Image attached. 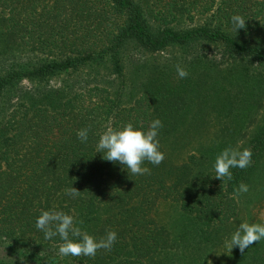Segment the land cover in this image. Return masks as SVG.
<instances>
[{"label":"trees","instance_id":"obj_1","mask_svg":"<svg viewBox=\"0 0 264 264\" xmlns=\"http://www.w3.org/2000/svg\"><path fill=\"white\" fill-rule=\"evenodd\" d=\"M102 1L94 8L86 3L84 20H78L82 26L77 24L80 32L75 31L72 36L67 32L69 24L58 17L61 10L74 7L76 0H0L1 32L8 36L7 40L13 32L19 33L17 27L29 30L21 36L27 42L34 40L32 29H45L39 40L43 51L46 48L50 53L57 46V52L64 55L62 60L54 59L27 74L14 71L0 78V100L9 102L13 92L19 100L17 111L0 127V245L8 246L15 253L10 258L13 264H26L16 252L26 250L29 245L37 246L46 240L53 245L62 243L58 234L45 239L44 232L36 228L39 215L53 210L74 214L77 226L97 239L110 230L117 233L111 251L101 249L95 257L66 256L63 260L78 264H142L143 259L160 252L165 245L163 230L149 217V208L152 209L157 200L178 202L182 211L204 222H225L234 213L231 206L234 190L245 182L264 150L263 126L244 147L252 150L251 165L245 169H230L233 178L218 179V184L209 175L197 179L190 177L192 156L180 166H169L165 159L159 165L145 162L143 166L150 169L149 173L131 175L125 166L107 161L103 153L97 152L95 121L86 117L91 110L81 101L80 95L73 92L65 96L62 89L52 92L35 87L15 88L22 79L44 83L58 71L97 59H106L119 73V48L127 41L150 52L194 40L223 41L234 55L247 54L257 62H264V50L238 43L224 32L232 18L231 1L237 4L238 10L243 0L205 2L203 11L214 13L211 27L203 25L182 33L163 28L156 34L148 32L140 3L135 0ZM225 2L229 5L227 17L221 16ZM199 8L195 0H168L171 17L168 22L162 21L166 24L164 27L178 17L190 18ZM263 9L261 5L259 13ZM94 29L97 32L91 37L89 33H94ZM89 38L93 43L102 41L103 46L93 48L96 52L90 47L73 46L89 42ZM99 89L94 86L83 92L87 95L104 93L105 103L95 110V120L110 121L112 128L132 122L147 129V112L136 111L122 117L114 112L115 101L110 93L105 88ZM89 126L88 139L82 142L77 132ZM71 187L81 191L75 198L65 192ZM54 259L49 256L48 264ZM0 264L11 263L1 259Z\"/></svg>","mask_w":264,"mask_h":264},{"label":"rangeland","instance_id":"obj_2","mask_svg":"<svg viewBox=\"0 0 264 264\" xmlns=\"http://www.w3.org/2000/svg\"><path fill=\"white\" fill-rule=\"evenodd\" d=\"M135 1L143 7V18L151 34L163 28L182 33L203 25L211 27L214 23L213 11L204 12L202 9L210 0H195L199 10H194L190 18L178 17L167 27L162 21L168 22L171 17L168 0ZM243 1L238 10L237 4L231 1L229 13L232 15L228 16H243L246 27L236 31L229 18L227 29L223 27L224 32L238 43L264 50V9L259 13L264 0ZM99 2L103 1L76 0L74 7L60 11L58 19L69 24L68 34L73 36L75 31L80 32L77 24L84 20L86 3L94 8ZM218 2L215 0V4ZM222 9L221 16L227 17L228 3L222 4ZM1 30L0 26V78L14 71L27 74L37 66L64 58L57 52V46L50 53L51 50L46 48L43 51L39 40H42L45 29H32L34 40L31 42L21 38L29 30L17 27L19 33L13 32L8 40ZM96 32L91 31L89 35L93 37ZM88 41L73 46L92 49L103 46L102 41L93 43L92 38ZM119 56V73L106 59H97L58 71L44 83L22 79L15 88L35 87L52 92L62 89L65 96L77 93L91 110L86 117L95 121L98 142L111 125L110 121L94 119L97 116L95 110L105 103L104 93L87 95L83 92L94 86L105 88L115 101L114 112H119L122 117L136 111L147 112V129L153 120L162 121L158 139L169 166L183 165L192 156L194 163L190 177L197 179L209 175L218 184L214 177L216 156L224 148L236 147L238 143L243 149L264 126V62H257L247 54L234 55L223 41L205 40L171 45L157 52L146 51L133 41H127L119 48ZM178 64L188 71L187 78L178 77ZM15 94L13 92L9 97V102H4L3 98L0 100V127L19 107ZM111 119L113 121V117ZM244 183L249 186V191L240 195L239 202L234 199L231 203L234 213L222 223L199 220L182 211L178 202L157 200L152 209L149 208V217L163 230L165 245L160 252L143 259L142 264H264V239L246 248L244 253L238 247L230 251L225 243L242 222L264 225V150ZM46 242L29 245L26 250L16 253L26 264H48L49 256L56 258L52 264H78L65 261L58 255L60 244ZM13 254L11 248L0 245V260L13 264L15 262L10 261Z\"/></svg>","mask_w":264,"mask_h":264},{"label":"clouds","instance_id":"obj_3","mask_svg":"<svg viewBox=\"0 0 264 264\" xmlns=\"http://www.w3.org/2000/svg\"><path fill=\"white\" fill-rule=\"evenodd\" d=\"M234 29H244L246 27L243 16L237 14L232 16ZM176 72L181 79L187 78L188 71L176 65ZM163 127L160 119L151 122L147 130L143 125L135 126L132 122H127L121 128L108 127L100 136L97 144V152L103 153V158L113 163H120L125 166L131 175H144L150 169L144 167L145 162L159 165L165 159V153L161 151L158 139L159 129ZM90 126L77 132V137L82 141H87ZM252 150L250 147L241 148L238 143L236 147L228 146L224 148L215 158L214 170L215 178L219 180H231L233 174L230 169H245L252 163ZM134 188V187H133ZM249 186L243 182L233 192V198L239 202L241 194L247 193ZM66 194L76 197L81 191L76 188H66ZM79 223L82 224V221ZM74 214L69 215L63 211H43L36 221V228L44 232L45 239H51L57 234L62 243L59 245L58 255L66 256H88L95 257L98 250L111 251L117 241V233L114 230L107 232L106 236L97 239L77 226ZM264 239V225L258 223L242 222L232 234L230 240H226V246L231 251L238 247L241 253L246 248Z\"/></svg>","mask_w":264,"mask_h":264}]
</instances>
